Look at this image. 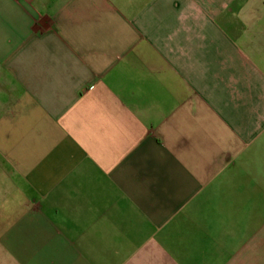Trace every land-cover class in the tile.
I'll return each instance as SVG.
<instances>
[{
    "label": "crops",
    "instance_id": "crops-1",
    "mask_svg": "<svg viewBox=\"0 0 264 264\" xmlns=\"http://www.w3.org/2000/svg\"><path fill=\"white\" fill-rule=\"evenodd\" d=\"M0 264H264V0H0Z\"/></svg>",
    "mask_w": 264,
    "mask_h": 264
}]
</instances>
